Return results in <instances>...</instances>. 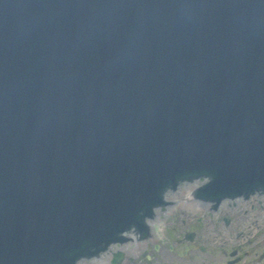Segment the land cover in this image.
I'll list each match as a JSON object with an SVG mask.
<instances>
[{
    "label": "water",
    "instance_id": "obj_1",
    "mask_svg": "<svg viewBox=\"0 0 264 264\" xmlns=\"http://www.w3.org/2000/svg\"><path fill=\"white\" fill-rule=\"evenodd\" d=\"M190 177L264 188V0H0V264H74Z\"/></svg>",
    "mask_w": 264,
    "mask_h": 264
},
{
    "label": "flooded vegetation",
    "instance_id": "obj_2",
    "mask_svg": "<svg viewBox=\"0 0 264 264\" xmlns=\"http://www.w3.org/2000/svg\"><path fill=\"white\" fill-rule=\"evenodd\" d=\"M188 187H177L175 192L178 194L175 195L183 196L182 192ZM175 195H167L157 207L151 230L148 229L145 237L139 238L131 231L127 251L123 250V246L111 245L96 256L99 258L95 263L264 264L263 191L249 196L203 201L193 197L172 200ZM179 208H182L180 215L184 218L180 221L182 227L169 231L167 223L166 233L170 232L171 235H165L166 244H162L154 224L165 214H168L169 219L172 212ZM245 208H249L248 211ZM190 214L196 215L194 226H191ZM137 249L138 253L135 254ZM117 252H121L122 257L115 262Z\"/></svg>",
    "mask_w": 264,
    "mask_h": 264
},
{
    "label": "rangeland",
    "instance_id": "obj_3",
    "mask_svg": "<svg viewBox=\"0 0 264 264\" xmlns=\"http://www.w3.org/2000/svg\"><path fill=\"white\" fill-rule=\"evenodd\" d=\"M179 200H183V199H179ZM244 209V208H243ZM249 208H245V210L248 211ZM182 210V208H179V210H175L174 212H172V214L170 215L169 219H168V214H165L161 219H159V222L155 224V230H156V235L157 237L159 238L160 242L162 244H166V238H165V235H168L170 236L171 233L170 232H167V228H165V225H167V223L169 224L168 225V230H173L174 228H178L179 230L181 229V225H180V221L182 219H184L181 215H180V211ZM189 210H191L189 208ZM184 211V210H183ZM191 211H194V212H197L195 211V209L191 210ZM189 214V213H188ZM196 215L194 214H190V220H191V223L192 225L191 226H194V223L196 221ZM176 221V222H175ZM166 222V223H165ZM165 223V224H164ZM167 227V226H166ZM201 227V226H200ZM173 236V235H172ZM201 242V240L199 241ZM138 253V249L136 250V253Z\"/></svg>",
    "mask_w": 264,
    "mask_h": 264
}]
</instances>
